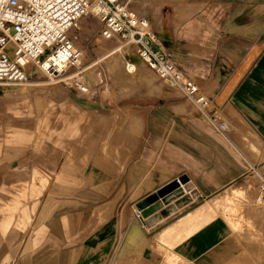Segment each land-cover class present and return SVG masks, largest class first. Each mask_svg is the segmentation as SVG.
<instances>
[{
	"label": "crops",
	"instance_id": "crops-1",
	"mask_svg": "<svg viewBox=\"0 0 264 264\" xmlns=\"http://www.w3.org/2000/svg\"><path fill=\"white\" fill-rule=\"evenodd\" d=\"M137 13L149 19L158 38L151 19ZM165 26L158 25L159 31ZM160 42L204 91L226 81L229 99H211L210 112L222 116L227 130L195 117L201 114L188 99H149L124 121L141 133L117 178L118 199L122 189L124 201L127 184L133 185L137 205L179 177L187 181L145 209L119 202L111 212L49 213V208H42L35 219V213L22 209L16 214L19 220L3 233L0 264H230L222 248L234 246L233 234L221 221L226 213L221 200L244 205L243 212L234 215H253L247 200L259 192L264 176V46L253 55L252 43L221 42L184 68L168 41L162 37ZM131 59L136 63L131 79L151 75L163 83L137 55ZM122 72L129 74L123 68ZM24 102L27 107L40 105L36 99ZM176 110L177 117H172ZM154 166L163 170L148 174Z\"/></svg>",
	"mask_w": 264,
	"mask_h": 264
},
{
	"label": "rangeland",
	"instance_id": "rangeland-1",
	"mask_svg": "<svg viewBox=\"0 0 264 264\" xmlns=\"http://www.w3.org/2000/svg\"><path fill=\"white\" fill-rule=\"evenodd\" d=\"M129 6L151 19L160 45L165 49L160 42L163 37L184 68L186 62L221 42L252 43L253 55L264 46V0H131ZM84 22L82 30L71 33L83 49L84 59L89 60L83 63L91 64L86 71L88 94L49 84L47 75L38 69L30 74L37 85L0 86V254L4 251L3 233L17 222L16 214L22 209H29V215L35 213V219L42 208H49V213L54 209L75 213L91 209L111 212L118 202L138 207L132 184L125 186L124 201L122 189L119 199L117 195L122 165L141 133L128 128L125 118L139 113L149 99H188L151 75L141 81L131 79L133 72L127 70L126 63L135 51L126 52L128 47L118 50L117 39L105 40L94 17L88 16ZM162 23L166 26L160 32ZM225 82L201 90L210 101L229 99ZM25 99L39 100L40 105L27 107ZM155 170L163 169L154 166L148 174ZM252 198L247 201L253 215H234L242 213L244 205L236 207L240 201L221 200L226 212L221 221L233 234L234 246L222 248V254L232 260L230 264H261L264 260V204L258 191ZM18 248L19 243L10 250Z\"/></svg>",
	"mask_w": 264,
	"mask_h": 264
},
{
	"label": "built area",
	"instance_id": "built-area-1",
	"mask_svg": "<svg viewBox=\"0 0 264 264\" xmlns=\"http://www.w3.org/2000/svg\"><path fill=\"white\" fill-rule=\"evenodd\" d=\"M130 1L0 0V86L37 85L30 74L38 69L47 75V83L88 94L86 71L91 64L83 63L84 51L71 31L80 29L84 18L92 16L101 24L105 40L117 39L118 50H134L168 87L181 91L219 130H227L218 115L210 114V100L199 85L160 45L150 21L131 10ZM126 68L133 72L136 63L129 60ZM259 201L264 204V176Z\"/></svg>",
	"mask_w": 264,
	"mask_h": 264
},
{
	"label": "water",
	"instance_id": "water-1",
	"mask_svg": "<svg viewBox=\"0 0 264 264\" xmlns=\"http://www.w3.org/2000/svg\"><path fill=\"white\" fill-rule=\"evenodd\" d=\"M187 180L184 177H179L168 184L164 185L160 189L156 191V193L151 194L147 196L145 199H143L139 204V209H145L148 206L154 204L156 201H158L160 198L166 196L167 194L171 193L175 189H177L182 183L186 182Z\"/></svg>",
	"mask_w": 264,
	"mask_h": 264
},
{
	"label": "bare ground",
	"instance_id": "bare-ground-1",
	"mask_svg": "<svg viewBox=\"0 0 264 264\" xmlns=\"http://www.w3.org/2000/svg\"><path fill=\"white\" fill-rule=\"evenodd\" d=\"M35 71H36V70H35ZM35 71H34V72H35ZM28 86L30 87V86H34V85H26V87H28ZM23 90H24V89H23ZM257 253H258V251H256V253H255L254 255H251L252 258L256 257Z\"/></svg>",
	"mask_w": 264,
	"mask_h": 264
}]
</instances>
